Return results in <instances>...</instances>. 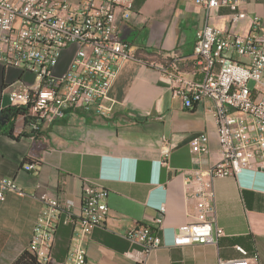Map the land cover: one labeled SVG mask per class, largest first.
Masks as SVG:
<instances>
[{
	"label": "crops",
	"instance_id": "0c3cea01",
	"mask_svg": "<svg viewBox=\"0 0 264 264\" xmlns=\"http://www.w3.org/2000/svg\"><path fill=\"white\" fill-rule=\"evenodd\" d=\"M241 9L264 26V0H245ZM230 20L228 8L206 14L195 0H134L131 18L119 24V33L131 44L136 60L120 65L108 92L109 114L77 109L62 120L43 123L35 138L21 117L14 122L13 136L1 130L0 178L13 179L26 195L9 193L0 202V264H13L27 251L41 208L38 195L70 199L79 213L84 183L108 193L107 219L86 242V264H136L128 254L141 249L124 233L137 224L154 227L161 207L162 244L143 264H219L241 259L236 246L247 252L248 264H264V173L213 180V216L223 236L214 244L173 245L176 229L196 212L186 179L192 170H208L220 155L212 101L183 108L171 97L159 67L178 59L182 73L189 75L195 33L204 25L246 37L250 19L236 25ZM71 56L72 50L62 54L56 73ZM229 56L246 62L233 51ZM18 81L31 85L34 77L0 65V110L9 105L4 87ZM202 135L205 149L196 150L191 142ZM163 139L170 147L167 167L159 166ZM27 164L35 165V171L24 170ZM71 234L69 226L58 227L51 264L68 263Z\"/></svg>",
	"mask_w": 264,
	"mask_h": 264
},
{
	"label": "built area",
	"instance_id": "2783aa9c",
	"mask_svg": "<svg viewBox=\"0 0 264 264\" xmlns=\"http://www.w3.org/2000/svg\"><path fill=\"white\" fill-rule=\"evenodd\" d=\"M133 2L0 0V65L34 77V84L18 81L4 87L7 107L25 110L21 118L32 138L43 123L62 120L77 109L93 110L100 115L112 111L109 88L120 65L136 60L131 44L121 40L119 33V24L131 18ZM244 2L195 0L206 14L212 9L228 8L232 25L249 18L247 36L223 33L204 25L195 33L193 48V52H202V60L191 61L189 75L182 73L178 59L159 67L171 97L179 99L183 108L192 109L205 99L212 101L220 155V160L208 170H192L186 179V190L195 201L196 212L191 221L176 229L174 246L214 244L223 236L213 216V180L242 172L264 173V26L260 19L242 11ZM69 50V62L62 72L56 73L62 54ZM231 51L246 62L233 60L229 56ZM163 141L159 166L167 167L170 147ZM205 141L202 135L191 144L201 151ZM23 168L28 172L36 169L32 164ZM9 193L26 195L13 179L0 178V202ZM107 196L102 187L84 183L81 208L75 213L70 199L38 195L41 208L32 226L27 252L38 264H51L57 229L69 226L72 234L67 264H86V242L92 230L107 219ZM159 211L154 227L137 224L124 233L126 240L141 249L137 255L128 254L136 264H143L147 254L162 244L159 231L164 207ZM235 249L241 259L220 260L219 264H248L247 252L240 246ZM252 259L256 260L257 255Z\"/></svg>",
	"mask_w": 264,
	"mask_h": 264
},
{
	"label": "trees",
	"instance_id": "16d2710c",
	"mask_svg": "<svg viewBox=\"0 0 264 264\" xmlns=\"http://www.w3.org/2000/svg\"><path fill=\"white\" fill-rule=\"evenodd\" d=\"M24 109L7 107L0 111V118L4 117V124L0 121V130H3L8 136H13L14 122L17 118L22 117ZM13 264H38L35 258L27 251L22 253Z\"/></svg>",
	"mask_w": 264,
	"mask_h": 264
},
{
	"label": "bare ground",
	"instance_id": "6f19581e",
	"mask_svg": "<svg viewBox=\"0 0 264 264\" xmlns=\"http://www.w3.org/2000/svg\"><path fill=\"white\" fill-rule=\"evenodd\" d=\"M195 60L194 61H200L202 60V52H194Z\"/></svg>",
	"mask_w": 264,
	"mask_h": 264
},
{
	"label": "water",
	"instance_id": "95a60500",
	"mask_svg": "<svg viewBox=\"0 0 264 264\" xmlns=\"http://www.w3.org/2000/svg\"><path fill=\"white\" fill-rule=\"evenodd\" d=\"M4 120H5L4 117L0 118V121L2 122V124H4Z\"/></svg>",
	"mask_w": 264,
	"mask_h": 264
}]
</instances>
